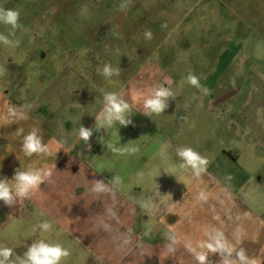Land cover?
Masks as SVG:
<instances>
[{"label":"rangeland","instance_id":"obj_1","mask_svg":"<svg viewBox=\"0 0 264 264\" xmlns=\"http://www.w3.org/2000/svg\"><path fill=\"white\" fill-rule=\"evenodd\" d=\"M63 3L56 0L49 11L60 15ZM123 5L121 12L127 10ZM122 14L114 26L125 27L129 20L134 39L117 40L108 51L119 78H111L94 98L102 101L104 93L118 91L126 96L135 72L133 126L95 130L102 102L92 107L80 102L95 84L81 77L88 72L76 63L69 68L57 61L58 67L30 71L35 81L41 77L38 98L56 86L53 104L69 89L82 91L71 100L78 101L77 108L55 119L68 114L73 123L93 127L87 145L79 140L80 125L69 133L60 123L51 137L25 113L11 125L3 123L6 114L0 110L2 171L20 164L50 169L28 199L0 205V246L22 256L33 240L43 238L68 250L62 264H200L199 256L203 264H264V0H135V13ZM45 16L40 25L52 19ZM105 31L110 35L111 26ZM145 31L151 39L144 38ZM43 36L47 40V31ZM12 47L7 55L14 59ZM92 64L87 61L88 70L96 68ZM189 71L201 88L184 81ZM159 86L168 87L175 99L163 113L145 117L143 99ZM6 99L2 87L0 107ZM33 127L52 155L20 153L22 137ZM109 144L122 151H111ZM181 147L207 159L204 172L172 171ZM97 181L101 191H93ZM42 221L50 224L46 233L39 230Z\"/></svg>","mask_w":264,"mask_h":264},{"label":"flooded vegetation","instance_id":"obj_2","mask_svg":"<svg viewBox=\"0 0 264 264\" xmlns=\"http://www.w3.org/2000/svg\"><path fill=\"white\" fill-rule=\"evenodd\" d=\"M55 1L0 0V9H13L19 12V23L22 25V28L15 30L14 34L9 36V27L0 24V34L9 36V39H13L16 34L15 39L19 41L16 46H13L16 48L14 59L7 55L8 50L11 49L10 46L0 44V88L3 87L4 96L8 97L6 105L1 106L0 110L7 114L9 104L24 105V113L27 114V117L44 128L49 135L52 134V131L58 129L57 126L60 123L62 125L60 127L67 132L70 131L69 133L75 131V128L80 125V123H73L68 114L72 112V107L79 104L78 101L72 102L71 100H74L73 97L79 98L77 97L78 93H82V91L69 89L64 96H59L56 103L53 104L52 96H55V92H57L55 90L56 86L53 84L48 96L38 98V95H36L37 81H41V77L35 76V81L32 78L30 68L32 70V68L41 65L57 66V61L69 68L75 63L80 65L83 71L88 72L86 75H81V77L86 79L89 85L90 83L95 84V86H90L93 90L89 91L87 89L83 94L87 95V99L81 98L80 102L84 101L83 105L92 107V105L94 106L95 103L101 101L99 98H94L98 96L99 90L101 91L99 88H102L111 78H119L112 76L106 79L98 74L97 69L104 61L109 64L108 51L117 46V40L129 43L134 39L135 33L134 26L128 25L129 20L125 27L117 28L114 26L118 22L121 13H123L122 17H125L124 12H126L129 18L132 16L130 14L135 13V0H63L64 8L58 16L55 11H49ZM122 3L124 4L122 7L125 5L127 7V10H123V12H121ZM43 14H46L45 17H52V19L46 24L40 25V18ZM57 18L60 19L57 21ZM81 18L83 19L81 26H77L76 24ZM74 21L75 25L73 26L72 22ZM33 22H37L39 25L31 27ZM109 26H111L110 35L105 31V28H109ZM63 30L65 33H62ZM46 31L48 33L47 40L43 36ZM31 32L33 33L32 37L29 35ZM60 36H63V42ZM57 38H59L58 49L61 52L55 47L56 42L54 40ZM132 44L134 45V42ZM88 60L93 63L91 66H96V68L93 67L88 70V65H86ZM1 68L4 69L3 73ZM134 73L126 83L128 87L126 90L127 95L124 96V91L115 92L129 104L128 119L133 120L134 115H136V107L131 99L134 94ZM30 79L35 85L30 84ZM63 97L67 100L66 105L65 102L63 103ZM101 102L102 105L98 106L99 113L103 108V100ZM59 112L68 114L65 117L57 116L56 120L55 116ZM131 123L133 126L134 123ZM131 123L128 125L130 126ZM51 137H54L53 134Z\"/></svg>","mask_w":264,"mask_h":264},{"label":"clouds","instance_id":"obj_3","mask_svg":"<svg viewBox=\"0 0 264 264\" xmlns=\"http://www.w3.org/2000/svg\"><path fill=\"white\" fill-rule=\"evenodd\" d=\"M19 15V12L13 9H0V24L9 27V36L13 35L15 30L22 28V25L19 23ZM9 36L0 34V44L16 46L19 41L9 39ZM151 37V32H144L146 40L151 39ZM97 72L106 79L119 74V70L111 67L109 64H104L102 68L97 69ZM184 81L191 86L201 88L198 78L191 71L185 76ZM170 98L175 99L174 93L168 87L159 86L154 88L149 96L143 99V114L148 116L149 114L158 115L163 113L168 107ZM24 108V105L15 106L9 104L3 123L11 125L16 120L24 119ZM128 113L129 104L120 95L115 92H106L103 95L102 111L95 117V125L93 127L99 132L101 128L107 129L117 123L120 126H127L131 123L128 119ZM93 127L86 128L82 125L79 127L78 137L85 145L88 144L89 138L92 137ZM21 131V129H17L16 135H20ZM97 139L101 138L97 137ZM108 147L113 152L122 151L121 148L113 147L111 144ZM164 147L166 146H162L160 153L162 160L166 159ZM20 151L25 157L35 155L39 158L41 156L47 157L52 155L49 146L42 143L38 129L35 127L23 135ZM129 151H135V149H129ZM176 156L179 158L180 163L178 166H171L172 171H175L178 167L180 170L190 169L193 175H199L205 171L208 163L205 157L201 156L191 147L177 148ZM163 172L168 174V169H164ZM49 176L50 169L43 164L38 167H22L20 164V167L14 171L10 179L0 176V201L4 205L12 206L21 200L28 199L31 193ZM102 189L103 183L99 181L94 182L93 191H101ZM38 227L41 233H46L50 229V224L48 221H42ZM213 243H215L217 248H220L221 245L218 239L213 238ZM68 255V250L60 243L47 242L43 238L33 240L30 245L26 246V251L23 252L22 256L16 255L12 248L0 246V264H62L63 258ZM237 256L241 262L245 261V257L241 253H237ZM197 259L200 261V264H203V256H199Z\"/></svg>","mask_w":264,"mask_h":264},{"label":"crops","instance_id":"obj_4","mask_svg":"<svg viewBox=\"0 0 264 264\" xmlns=\"http://www.w3.org/2000/svg\"><path fill=\"white\" fill-rule=\"evenodd\" d=\"M13 149H16V146H14ZM18 154H19V151H18ZM13 173H14V171H12V170L3 169V171H2V168L0 167V176L7 177L10 179L12 177ZM0 205L7 208V206L4 205V203L2 201H0Z\"/></svg>","mask_w":264,"mask_h":264}]
</instances>
